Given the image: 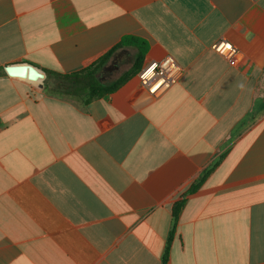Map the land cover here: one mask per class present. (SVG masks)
<instances>
[{
  "label": "crops",
  "instance_id": "crops-1",
  "mask_svg": "<svg viewBox=\"0 0 264 264\" xmlns=\"http://www.w3.org/2000/svg\"><path fill=\"white\" fill-rule=\"evenodd\" d=\"M127 36L181 79L84 105L0 73V264H162L182 200L167 264H264V0H0L3 69L80 72Z\"/></svg>",
  "mask_w": 264,
  "mask_h": 264
},
{
  "label": "trees",
  "instance_id": "trees-1",
  "mask_svg": "<svg viewBox=\"0 0 264 264\" xmlns=\"http://www.w3.org/2000/svg\"><path fill=\"white\" fill-rule=\"evenodd\" d=\"M125 47H133L136 49V54L134 56V66L133 68L125 74L118 81L111 85H104L98 78V73L104 66V64L112 57V55L119 49ZM149 50V46L146 40L138 38L135 36H127L122 39V41L106 56L101 58L95 64H92L88 68L72 73V74H58L50 73L47 74V82L44 85L47 91H50V81L56 79L59 84L64 89L61 93L65 96L74 97L79 102L84 105L90 103L93 99L110 94L118 90L124 82L129 78L137 74L144 63L145 56ZM0 73L4 74V69L0 68ZM215 165L205 169L199 178L194 182V184L187 191L188 194L196 192L205 182L210 173L214 170ZM184 200L177 202L173 207V220L171 230L167 239L165 246V251L162 258V264H167L170 258V250L175 235L177 233V225L179 220V214L182 207L184 206Z\"/></svg>",
  "mask_w": 264,
  "mask_h": 264
},
{
  "label": "built area",
  "instance_id": "built-area-1",
  "mask_svg": "<svg viewBox=\"0 0 264 264\" xmlns=\"http://www.w3.org/2000/svg\"><path fill=\"white\" fill-rule=\"evenodd\" d=\"M213 49L227 58H232L236 53V48L226 40L216 42ZM183 74L180 64L172 56H166L147 64L139 73V79L142 86L156 96L178 82Z\"/></svg>",
  "mask_w": 264,
  "mask_h": 264
},
{
  "label": "water",
  "instance_id": "water-1",
  "mask_svg": "<svg viewBox=\"0 0 264 264\" xmlns=\"http://www.w3.org/2000/svg\"><path fill=\"white\" fill-rule=\"evenodd\" d=\"M4 72L13 78L26 79L44 85L47 82V73L31 64H16L6 66Z\"/></svg>",
  "mask_w": 264,
  "mask_h": 264
},
{
  "label": "rangeland",
  "instance_id": "rangeland-1",
  "mask_svg": "<svg viewBox=\"0 0 264 264\" xmlns=\"http://www.w3.org/2000/svg\"><path fill=\"white\" fill-rule=\"evenodd\" d=\"M133 63H134V53H129L123 57V59H122V65L123 66L121 67V70L119 72H117L113 77L109 76V75L107 76V74L103 71V69L100 70V72L98 73V77L100 78V80H102V82L104 84H110L113 81H115L116 79H118L119 77H121L122 75H124L126 72H128L131 69V67L133 66ZM58 84H59V82L56 79H52V81H50V91L54 95H61L62 94L60 92L61 89L58 88ZM44 85H42V86H44ZM74 99H76V98H74Z\"/></svg>",
  "mask_w": 264,
  "mask_h": 264
},
{
  "label": "flooded vegetation",
  "instance_id": "flooded-vegetation-1",
  "mask_svg": "<svg viewBox=\"0 0 264 264\" xmlns=\"http://www.w3.org/2000/svg\"><path fill=\"white\" fill-rule=\"evenodd\" d=\"M118 67H119V66L115 65V66H113V68H112V69H114V68H118ZM58 88H60V89H61V91H60V92H62V91L64 90L60 84H58Z\"/></svg>",
  "mask_w": 264,
  "mask_h": 264
}]
</instances>
